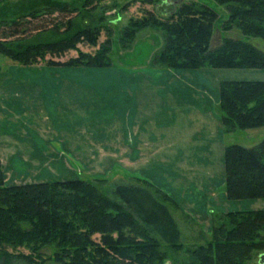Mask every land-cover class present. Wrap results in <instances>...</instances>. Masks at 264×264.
Segmentation results:
<instances>
[{
  "label": "rangeland",
  "instance_id": "rangeland-1",
  "mask_svg": "<svg viewBox=\"0 0 264 264\" xmlns=\"http://www.w3.org/2000/svg\"><path fill=\"white\" fill-rule=\"evenodd\" d=\"M186 3L206 4L218 12L212 48L222 38H232L250 41L264 51V41L244 37L235 25L230 30L221 27L229 11L214 0H5L0 4V24L29 22L20 35L3 39L15 53L26 50L24 58L0 54V161L5 183L81 178L100 187L120 183L151 190L168 205L181 233L178 247H161L164 258L158 264L199 263L196 252L216 242V230L228 221L230 212L264 210V200H228L220 157L229 145H258L264 140V128L224 131L217 91L205 75L210 68L169 70L162 77L151 74L150 61L164 44L154 21H166ZM86 28L100 32L93 46L72 41L68 49L32 51L27 57L31 47L68 42ZM126 30L137 33L126 38ZM104 57L110 59V66L86 64ZM227 72L223 74H232ZM206 115L211 119L205 120ZM191 118L190 126H176L179 120ZM171 136H178L179 144L169 143ZM164 140L175 149L161 146L156 155L146 154ZM95 239L99 243V236ZM44 252L51 255L55 250ZM261 254L264 237L255 239L244 264H260Z\"/></svg>",
  "mask_w": 264,
  "mask_h": 264
},
{
  "label": "trees",
  "instance_id": "trees-1",
  "mask_svg": "<svg viewBox=\"0 0 264 264\" xmlns=\"http://www.w3.org/2000/svg\"><path fill=\"white\" fill-rule=\"evenodd\" d=\"M214 1L229 11V18L221 22L224 30L235 25L244 37L264 41V0ZM218 21L215 9L197 3L181 4L166 21H154L164 44L150 61L151 74L205 68L264 70V51L250 41L222 38L212 48ZM28 24L19 19L0 24V54L24 58L26 50L15 53L4 40L20 35ZM136 33L125 31L126 38ZM99 35L86 28L68 42L31 47L27 57L32 51L68 49L72 41L93 46ZM86 64L108 67L111 62L104 57ZM218 107L225 132L264 128V82H222ZM223 160L228 200H264V140L252 148L229 145ZM93 182L80 178L10 186L0 161V264H158L164 258L163 245L179 246L178 225L168 205L151 190ZM226 217L216 230V242L196 252L197 264H244L255 239L264 237V210L235 211ZM48 248L55 252L46 254Z\"/></svg>",
  "mask_w": 264,
  "mask_h": 264
},
{
  "label": "crops",
  "instance_id": "crops-1",
  "mask_svg": "<svg viewBox=\"0 0 264 264\" xmlns=\"http://www.w3.org/2000/svg\"><path fill=\"white\" fill-rule=\"evenodd\" d=\"M205 71H206L205 72V75L208 78L209 77L211 78L210 80H208L209 81L208 82L209 83V86H212V88L217 91V98H218L217 101L218 102H219V87H220V84L222 82H224V81H248L249 80V81L264 82V70H256V69H253V70H217V69H206ZM227 71H229V72H227ZM182 72H184V71H182ZM225 72L232 73V74H226L225 75V74H223ZM163 74H161L160 77H162ZM237 76H239V77H237ZM243 77L247 78V80H241V79H243ZM210 113L213 114V118H214V116H216V113H215V110L214 109H212V111H210ZM189 115H187V117H189ZM208 116L209 115H206V119L205 120H210L211 119L210 116L209 117ZM186 120L187 119H185L184 121L179 120L178 121V124L176 123V126L177 125H180V124H183V123L184 124L187 123L186 126H190L193 123V119L192 118L191 119H188L187 121ZM218 120H220V119L218 118ZM221 132H222V129H220V133ZM171 138L173 140H169L167 138V140H169L168 141L169 143H171V144H179L180 141L178 140V138H179L178 136H176V137L171 136ZM167 145L168 144H166V141L164 140L163 141V144H159L157 146L154 145L152 148L148 149L146 154L147 155L148 154H151L152 156L153 155H156V153H159L162 150V147L161 146H164V148H163L164 150H166V149H172V148L175 147V146H173L172 148H168L169 145L168 146ZM224 150H225V147H224L223 151L220 152L221 160H223V157H224ZM223 164H224V162H223ZM258 203H260V202H258ZM258 203H254V204H258ZM261 203L264 204L263 201Z\"/></svg>",
  "mask_w": 264,
  "mask_h": 264
},
{
  "label": "water",
  "instance_id": "water-1",
  "mask_svg": "<svg viewBox=\"0 0 264 264\" xmlns=\"http://www.w3.org/2000/svg\"><path fill=\"white\" fill-rule=\"evenodd\" d=\"M5 0H0V4L3 3ZM260 264H264V255L260 256V260H259Z\"/></svg>",
  "mask_w": 264,
  "mask_h": 264
},
{
  "label": "flooded vegetation",
  "instance_id": "flooded-vegetation-1",
  "mask_svg": "<svg viewBox=\"0 0 264 264\" xmlns=\"http://www.w3.org/2000/svg\"><path fill=\"white\" fill-rule=\"evenodd\" d=\"M261 255H264V254H261ZM261 255H260V256H261Z\"/></svg>",
  "mask_w": 264,
  "mask_h": 264
}]
</instances>
